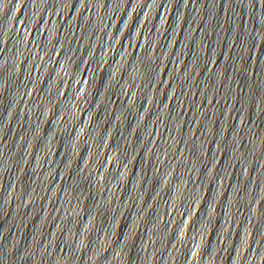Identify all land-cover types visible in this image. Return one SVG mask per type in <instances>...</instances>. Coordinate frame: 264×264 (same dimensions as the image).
<instances>
[{"label":"water","instance_id":"water-1","mask_svg":"<svg viewBox=\"0 0 264 264\" xmlns=\"http://www.w3.org/2000/svg\"><path fill=\"white\" fill-rule=\"evenodd\" d=\"M0 264H264V0H0Z\"/></svg>","mask_w":264,"mask_h":264}]
</instances>
